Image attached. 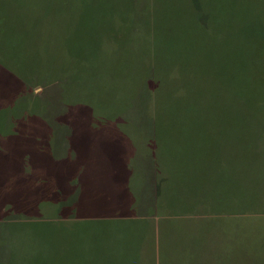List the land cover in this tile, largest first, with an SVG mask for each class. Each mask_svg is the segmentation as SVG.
Wrapping results in <instances>:
<instances>
[{"label": "rangeland", "instance_id": "rangeland-1", "mask_svg": "<svg viewBox=\"0 0 264 264\" xmlns=\"http://www.w3.org/2000/svg\"><path fill=\"white\" fill-rule=\"evenodd\" d=\"M4 3L0 36L18 34L20 40L13 45L19 57L8 62L11 69L0 64V134L13 130L14 120L21 122L11 106L16 92L10 79L12 65L16 70L23 64L33 69L32 93L45 103L44 116L57 137L62 182L67 183L77 170H86L83 189L87 195L80 188L79 201L73 199L70 207L65 193L61 209L57 184L51 180V169L57 170L59 161L40 162L39 168L31 164L22 170L17 162L0 157V264H264V177L255 167L252 145L235 131L242 122L235 92L220 101L226 111L228 105L233 107L231 112H221L217 118L210 114L196 117L198 125L189 130L187 117L171 122L170 117L156 115L152 92L164 81L147 84L144 80L150 74L146 66L169 64L181 47L204 54L202 61L187 60L185 66L238 69L240 60L256 54L264 41L258 19L242 29L239 0ZM214 21L218 24L212 29L209 24ZM175 81L183 83L169 79V92ZM10 83L14 89L7 93L4 87ZM132 97L131 108L126 110L124 101ZM63 101L91 110L97 120L91 129L73 125L72 130L86 135L80 136L82 150L74 161L64 157L71 129L55 120L63 114ZM22 124L29 129L34 126L31 120ZM155 129L162 130L159 140L146 141L144 134L149 136ZM125 136L142 150H158L171 160L172 164L167 163L169 177L181 187L176 192L177 207L187 216L158 221L145 219L143 214L133 219L108 217L123 212L125 206L129 145ZM224 138H228L226 147L221 143ZM206 139L210 144H205ZM71 142L76 146L75 139ZM223 148L225 156L221 157ZM85 154L93 162L84 161ZM159 165L158 173L167 177L162 170L166 165ZM153 169L144 175L155 184ZM46 173L50 178L43 181ZM106 173L111 174L108 190L102 189ZM42 198L51 201L42 202ZM70 213L88 215L59 218Z\"/></svg>", "mask_w": 264, "mask_h": 264}, {"label": "trees", "instance_id": "trees-1", "mask_svg": "<svg viewBox=\"0 0 264 264\" xmlns=\"http://www.w3.org/2000/svg\"><path fill=\"white\" fill-rule=\"evenodd\" d=\"M4 1L5 0L0 2V17L3 15L6 16L4 13L6 7ZM239 1L241 2L239 11H242L243 14V24L240 27L246 29V26H249L255 19H258L261 24L260 27L264 31V9L261 8L264 0ZM212 11L214 10H211L210 12ZM204 20L205 23L207 17H205ZM216 24H218V22L214 21L209 25L212 27ZM9 31L12 32V29L10 28ZM1 35H4V37L0 36V64L7 69H11L8 62L14 63L18 60L19 53L13 45L17 42L16 40H20V38L17 36L18 34ZM258 50L259 51L253 56L240 60L238 69L234 67L213 68V65V67L205 66L202 68L188 67L185 66V63L187 60L191 62H200L204 58V54L200 55L197 54L198 52H193L191 49L187 50L185 47H181L178 50V56L171 60L169 64H166L163 67L146 66V69H149L150 74L145 76L144 80L147 84H151L152 82L157 84V82L161 80L164 81V83H161L158 88L155 87V93L152 92V95H154V107L155 110L157 109V112H155L156 115L170 117L172 119H169L171 122L180 119L177 117H187L188 123L190 124L188 126L189 130L193 125H198L196 117H204L205 114H210L217 118V114L221 112L226 114L227 111L231 112L233 107L230 109V106L228 105L226 111L225 108H222L223 103L220 104V101L221 99L228 100L233 96V92H235L236 111L242 119L240 125L237 126L238 129L235 131H238L237 136L239 133L243 136L247 145H252V159L255 160V167L258 166L257 171L259 175L264 177V41L261 43ZM51 59H55V57L52 56ZM12 68L14 76L12 74L10 80H14L13 85L15 86V89L11 83L4 88L7 93L9 89L15 90L16 97L11 106L14 109L16 108L19 112L21 122L14 120L13 125L15 123V128H12L13 130L8 131L7 133L0 134V157H6L12 162H17L22 170H28L31 164H36L39 168L40 162L44 165L46 163L56 164L59 161L58 169H51V180L53 185L57 184V203L62 209L65 193L69 196V204L73 203V199H75V202L79 201L80 188L82 189V195H87L84 194L85 190L83 189L85 188V186H83V178L87 172L86 170H77L74 175L69 176L67 183L62 182V158L56 150L57 137L55 131L52 126L49 125L44 116L46 112L45 103L32 93L34 82H36V77L32 76L33 69L29 70L23 64L20 68L16 67V70L14 69L13 64ZM172 78L180 80L183 83L177 85V82L175 81L173 90L169 92L168 80ZM201 80L205 81L200 82ZM167 93L171 94L167 97ZM62 96L64 97V93ZM134 99L135 98L132 97L127 99V101H124V107L126 110L131 108ZM61 103L64 107L63 114H60V116L58 115L59 118L57 116L55 120L60 124L66 125L68 130L71 129L72 132H69L68 135L67 150L64 157L70 159V161L78 160L82 150L81 148L79 149V139L80 136L86 135H80L79 132L72 130L75 128L73 125H82L83 127L80 128L91 129L97 124V120L94 117V113L89 109L79 105L69 106L68 103L64 101ZM5 106V108H7V105ZM84 111H86L85 114L81 113ZM73 112L74 114L71 115ZM28 120H31V125H34L31 129L28 128V125L25 126L22 124V122H28ZM22 125L24 128H22ZM165 125L167 124L165 123ZM161 131L159 132V130L155 129L153 133L151 132V134H149V136H147L148 134H144L145 140L157 142L159 140L158 136L162 133ZM72 138L75 139L76 146L71 142ZM125 139L129 143L126 150L127 162L125 164L127 167V177L124 180L127 193V196L123 200L125 206L123 212H113L112 214H109L108 217L133 219L141 218L140 216L143 214L145 218L154 217L155 220L158 221L161 218L175 217L179 215L187 216V212L184 213L177 207L179 200L176 199V192L180 191L181 187L175 186V184L173 185L171 177H169L172 174L170 170L167 169V163H169V165L172 164L171 160L167 159L168 157H166V154L160 156L158 150L155 153L142 150L131 138L125 136ZM84 140H87V142L98 143L92 138H84ZM206 141V145L210 144L209 139L207 142ZM222 142H224V147H226L228 138L221 139V143ZM24 145H26L25 148H23ZM30 145L37 146L38 148H29ZM164 146L165 145L161 146V148L166 151ZM73 148L75 149L73 150ZM220 153L222 155L221 157L225 156L224 148L222 150L220 149ZM66 154H68V157H66ZM84 159L86 162H93L92 158L88 159L87 154L84 155ZM159 163L166 165L165 167L162 165V170L166 171L167 177L160 175L162 173H158L160 169ZM85 166L87 165L85 164ZM149 168H154L153 173H155V177L157 176L155 184L149 182L144 175ZM116 172V169L112 171L113 174L115 173L117 175ZM106 176L108 179L105 180L106 184L102 189L108 190V182L111 174L109 175L106 173ZM48 178H50V175L46 173L43 181H47ZM87 183L89 184V182ZM95 188L96 191H100L97 186H95ZM41 201L51 200L42 198ZM52 201H54L55 204V199H52ZM69 206L72 207L73 205L71 204ZM150 209H153V213L151 216H148L147 211ZM87 215L79 213L76 215L72 213L60 214L59 218L73 219L76 217H87Z\"/></svg>", "mask_w": 264, "mask_h": 264}, {"label": "crops", "instance_id": "crops-1", "mask_svg": "<svg viewBox=\"0 0 264 264\" xmlns=\"http://www.w3.org/2000/svg\"><path fill=\"white\" fill-rule=\"evenodd\" d=\"M151 218V217H150ZM145 219H147V218H145ZM150 220H152V219H150ZM153 220H155V219H153ZM170 241V240H169Z\"/></svg>", "mask_w": 264, "mask_h": 264}]
</instances>
